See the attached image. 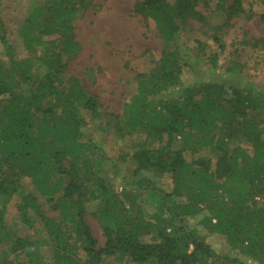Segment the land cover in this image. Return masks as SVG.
I'll use <instances>...</instances> for the list:
<instances>
[{
  "label": "trees",
  "instance_id": "1",
  "mask_svg": "<svg viewBox=\"0 0 264 264\" xmlns=\"http://www.w3.org/2000/svg\"><path fill=\"white\" fill-rule=\"evenodd\" d=\"M201 2L208 9L205 0H142L133 6L134 15L155 24L162 49L150 71L136 75L135 94L122 113L109 114L112 121L104 122L98 98L78 78L65 79L61 61V53L74 57L80 50L73 23L85 0H45L26 19L21 37L30 54L44 38L61 34L59 52L42 47L44 53L33 60L15 59L0 20L8 58L6 68L0 62V245L10 242L1 248L0 264H105L108 258L126 264H253L245 255L264 259V92L241 77L242 67L232 58L241 51L220 35L246 10L243 0L218 6L224 22L211 26L197 10ZM189 20L213 33L193 40L199 54L209 45L216 49L207 58L213 71L219 56L227 55L230 67L222 78L213 72V79L182 84L183 67L195 68L180 45ZM259 43L264 46V39L251 46ZM89 124L92 131L107 130L104 135L131 142L126 155L133 170L122 176L128 184L121 192L100 169L107 156L102 140L87 133ZM167 175L168 190L160 185ZM14 197L20 200L22 225L37 235L36 219L42 223L40 238L11 237L4 214ZM89 210L102 228V246L86 222ZM211 235L223 237L240 257L216 254L207 242ZM43 247L50 250L47 258Z\"/></svg>",
  "mask_w": 264,
  "mask_h": 264
},
{
  "label": "rangeland",
  "instance_id": "2",
  "mask_svg": "<svg viewBox=\"0 0 264 264\" xmlns=\"http://www.w3.org/2000/svg\"><path fill=\"white\" fill-rule=\"evenodd\" d=\"M142 0H85L77 11V17L73 23L74 41L80 46V50L74 57L61 53V61L65 64V79L78 78L86 87L90 95L98 98L104 112L103 122L110 120L109 114L118 115L122 113L123 106L135 94L136 80L139 73H148L153 63H157L160 57L162 43L155 27L150 20H144L132 13L135 4ZM209 2L208 9L203 7L201 2L197 10L203 12L208 18L211 26L220 25L224 22V16L218 11V6H228L232 0H205ZM45 0H0V20L3 31L8 43L14 49L16 60L34 59L45 51L59 52L61 34L52 35L44 38V43L37 48L34 54L27 52L21 37L24 22L32 13L43 8ZM243 7L246 14L232 20L229 29L221 33V37L226 45L235 44L236 50L241 52L237 58L232 56L233 61L242 67L241 77H247L258 90L264 92V46L257 44L256 48L251 45L254 40L264 39V0H243ZM249 12L252 15H249ZM189 31L182 34L180 45L187 49L188 63L195 62L194 72L183 67L181 82L184 85L197 83L199 79L207 81L213 79V72L217 75L215 79L222 78L226 67H230L227 55L223 54L219 59L218 67L215 71L211 69L208 63L210 52L209 47L203 48L204 55L197 51V44L194 39L203 41L205 36L212 35L209 26H204L193 20L187 22ZM0 28V33H1ZM36 37V34L34 35ZM233 47L231 48L232 51ZM38 57V58H39ZM0 62L6 68L8 58L4 53V48L0 43ZM41 63H35L38 66ZM219 74V75H218ZM199 78V79H198ZM87 118V117H86ZM264 118V117H263ZM87 120H89L87 118ZM93 124H89L87 133L94 140H102L107 160L102 164L100 169L105 173L107 182L121 192V189L128 184L122 176H131L133 165L126 155L130 149L131 142L121 141L112 136L104 135L106 131H92ZM264 126V124H262ZM101 138V139H100ZM264 139V134H263ZM138 142V138L136 141ZM242 147L249 152V145L240 142ZM136 145V143H135ZM132 147V146H131ZM204 155L203 154H200ZM123 156L124 161L120 160ZM210 157V156H209ZM212 162L215 157L211 156ZM25 184L31 189L30 182ZM164 189H170L171 183L169 176H164L160 181ZM27 188V190H28ZM132 188L128 187V192ZM19 198L14 197L5 206L4 221L9 228L11 237H31L38 239L44 234V227L40 220L36 219L35 228L40 234H34L32 229L22 225L19 220L17 206ZM43 209L49 212L52 217L55 215L50 211L45 201L39 200ZM86 222L92 231L93 236L98 241L99 246L104 243L102 228L99 221L94 216L93 211L89 210L86 214ZM191 224H195L192 221ZM205 233V231H202ZM149 238L146 239L148 241ZM207 242L210 244L216 254L221 256L235 257L239 256V250H231L225 239L220 236H207ZM10 242L5 241L1 248H8ZM44 257L50 256L49 248L41 249ZM253 264H264L261 256L245 255ZM23 260V258H22ZM46 264L48 260H46ZM105 264H126L114 261L108 258Z\"/></svg>",
  "mask_w": 264,
  "mask_h": 264
}]
</instances>
